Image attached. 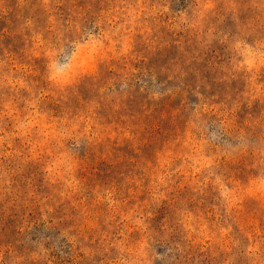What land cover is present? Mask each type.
Returning <instances> with one entry per match:
<instances>
[{"label": "rangeland", "instance_id": "374dc122", "mask_svg": "<svg viewBox=\"0 0 264 264\" xmlns=\"http://www.w3.org/2000/svg\"><path fill=\"white\" fill-rule=\"evenodd\" d=\"M0 264H264V0H0Z\"/></svg>", "mask_w": 264, "mask_h": 264}]
</instances>
